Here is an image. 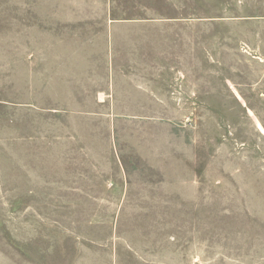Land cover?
Listing matches in <instances>:
<instances>
[{
  "label": "rangeland",
  "instance_id": "374dc122",
  "mask_svg": "<svg viewBox=\"0 0 264 264\" xmlns=\"http://www.w3.org/2000/svg\"><path fill=\"white\" fill-rule=\"evenodd\" d=\"M0 264H264V0H0Z\"/></svg>",
  "mask_w": 264,
  "mask_h": 264
}]
</instances>
